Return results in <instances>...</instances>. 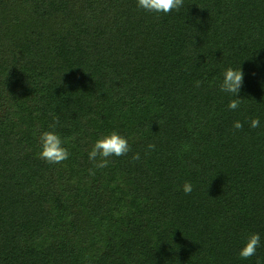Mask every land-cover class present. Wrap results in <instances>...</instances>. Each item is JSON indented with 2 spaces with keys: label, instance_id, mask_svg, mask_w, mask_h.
<instances>
[{
  "label": "trees",
  "instance_id": "16d2710c",
  "mask_svg": "<svg viewBox=\"0 0 264 264\" xmlns=\"http://www.w3.org/2000/svg\"><path fill=\"white\" fill-rule=\"evenodd\" d=\"M0 264H264V0H0Z\"/></svg>",
  "mask_w": 264,
  "mask_h": 264
}]
</instances>
